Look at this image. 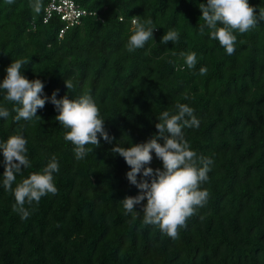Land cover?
Instances as JSON below:
<instances>
[{
  "label": "trees",
  "instance_id": "obj_1",
  "mask_svg": "<svg viewBox=\"0 0 264 264\" xmlns=\"http://www.w3.org/2000/svg\"><path fill=\"white\" fill-rule=\"evenodd\" d=\"M48 2L33 22L29 0H0V82L13 60L24 59L22 74L43 81L47 97L57 90V99L89 92L114 139L100 137V146L88 145L92 151L78 161L50 99L38 117L16 122L18 105L0 90V106L10 111L0 118V143L20 130L31 165L12 187L53 155L59 162L57 194L25 204L31 215L21 219L3 186L0 150V264H264V21L234 33L236 50L228 55L207 28L199 34L198 5L206 0H77L100 18L87 16L62 37L66 24L58 15L44 22ZM249 3L264 7V0ZM133 16L152 19L157 29L144 48L129 53ZM169 29L179 40L162 44ZM182 52L197 54L194 69ZM177 102L200 120L199 128H183L191 150L214 163L201 185L210 194L207 204L173 240L144 225L139 206L135 219L124 214L120 201L139 190L126 178L131 169L124 158L111 150L147 142L158 134L157 118L175 114ZM150 166L162 168L154 153Z\"/></svg>",
  "mask_w": 264,
  "mask_h": 264
},
{
  "label": "clouds",
  "instance_id": "obj_2",
  "mask_svg": "<svg viewBox=\"0 0 264 264\" xmlns=\"http://www.w3.org/2000/svg\"><path fill=\"white\" fill-rule=\"evenodd\" d=\"M5 3L12 5L15 0H5ZM28 6L35 22L44 10L43 0H29ZM198 7L202 12L200 19L204 21L199 25V34L203 36L207 28L210 39L217 40L228 55L234 54L236 50L237 35L234 33L243 35L256 27L260 21H264V7L257 11L249 0H206ZM131 24L132 34L125 45L129 53L144 48L147 42L153 39V32L157 29L150 18L142 21L139 16H133ZM178 40L179 32L169 29L163 35L161 43H176ZM180 56L183 57L187 68L196 67L195 52H182ZM26 63L28 62L24 59L13 60L6 68L7 75L0 82V90L5 93L4 99L18 105L12 109L16 113V122L30 121L38 117V109L44 108L50 99L58 112L55 120L67 129L63 138L74 146V155L78 161L83 160L92 151L88 145H95L96 148L100 146V137L108 143L112 142L114 137L106 130L99 107L89 92L85 91L77 99H70L68 95L57 99V90L49 98L44 95L43 81L29 80L22 74L21 69ZM207 71L206 67H201L200 75H206ZM65 83L69 90L73 87L70 80ZM184 99H188V96L185 95ZM175 108V114L169 111L161 113L157 118L159 122L155 124L158 134L147 142L133 144L127 148L116 146L111 150L115 155L124 158L131 169L126 173V178L139 190L138 195L126 196L120 201L124 214H132L135 219L139 206V212L143 213V224L157 227L162 234L173 240L179 239L180 229L186 228L188 219L207 204L210 194L206 189H202L201 185L208 181V173L214 163L210 158L198 156L185 139L183 128L200 126L194 109L179 102ZM9 115V109L0 106V118L7 120ZM27 143L20 130L0 143L4 158L3 186L14 195L13 211L20 215L21 219H27L31 215L25 204H38L42 197L48 194L56 195L58 192L54 173L59 172V162L55 155L40 172L31 173L15 188L12 187L16 175L31 166L27 157ZM153 153L162 162V168L154 169L150 166ZM141 174L142 178L138 180Z\"/></svg>",
  "mask_w": 264,
  "mask_h": 264
},
{
  "label": "built area",
  "instance_id": "obj_3",
  "mask_svg": "<svg viewBox=\"0 0 264 264\" xmlns=\"http://www.w3.org/2000/svg\"><path fill=\"white\" fill-rule=\"evenodd\" d=\"M54 15H58L66 24L60 32L61 37L69 27L81 24L87 16L100 18L97 11L84 7L77 0H49L45 8L44 22Z\"/></svg>",
  "mask_w": 264,
  "mask_h": 264
}]
</instances>
